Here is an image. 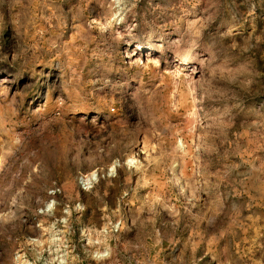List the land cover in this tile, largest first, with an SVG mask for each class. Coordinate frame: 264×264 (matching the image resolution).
I'll return each mask as SVG.
<instances>
[{
  "label": "rangeland",
  "instance_id": "1",
  "mask_svg": "<svg viewBox=\"0 0 264 264\" xmlns=\"http://www.w3.org/2000/svg\"><path fill=\"white\" fill-rule=\"evenodd\" d=\"M0 264H264V0H0Z\"/></svg>",
  "mask_w": 264,
  "mask_h": 264
},
{
  "label": "bare ground",
  "instance_id": "2",
  "mask_svg": "<svg viewBox=\"0 0 264 264\" xmlns=\"http://www.w3.org/2000/svg\"><path fill=\"white\" fill-rule=\"evenodd\" d=\"M185 63V62H184Z\"/></svg>",
  "mask_w": 264,
  "mask_h": 264
}]
</instances>
